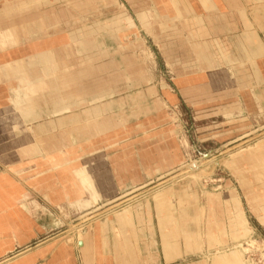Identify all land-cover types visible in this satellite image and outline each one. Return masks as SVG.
Listing matches in <instances>:
<instances>
[{
    "label": "rangeland",
    "instance_id": "obj_1",
    "mask_svg": "<svg viewBox=\"0 0 264 264\" xmlns=\"http://www.w3.org/2000/svg\"><path fill=\"white\" fill-rule=\"evenodd\" d=\"M122 9L128 15V19H125L127 24L123 28H107L106 25H102L103 29L100 30L90 28L91 25L84 28L86 32L83 34L88 35L83 40L84 43L93 42L92 33L97 43L94 46L90 45L88 50L81 44L82 42L70 41L69 38L65 40L69 33L81 29L79 25L77 28V25L64 26L55 22L56 24L49 28L44 26L39 28L35 34L22 32L18 36L13 35V40L1 39L3 36L1 32L3 33L5 28L2 29L0 26V65H3L2 70L9 74L8 78L0 76V124L4 106L10 105L16 115L19 114L12 118L16 123L15 146L5 151L3 155L0 151V179L11 189L7 191L4 186H0V264H13L24 257L39 258L38 264H46L52 257L55 258L60 245L68 243L77 247L78 239H83L84 231L93 222L100 221L99 217L130 205V209L141 211L150 207L156 208L154 200L158 202L157 197L160 198L159 206L165 214L162 217L165 226L168 224L167 214L171 211L178 212L180 247L191 253V256L181 260V263L199 262L206 259V256L215 257L224 251L239 249L242 253L241 259L253 258L254 263L264 264V227L259 225L251 212L258 209L260 204H264V148L257 151L254 144L261 140L264 145V129L257 130L264 125V121L255 122L258 125L253 131L250 130L253 132L250 135L228 136L223 141L208 138L209 140L205 142L202 133L196 132L194 118L188 115L187 110L180 115L176 107L169 103L163 104L164 109L160 111V116L168 117L163 126L170 128L172 125L176 130L175 137L178 136L180 144L178 154L180 160L173 168H165L159 175L149 179L147 184L134 186L125 191L129 193L136 189L137 192L127 194L122 200L111 202L101 208L98 207L99 204L92 205L93 203L89 207L81 208V201L70 202L67 207L51 206V203L42 196L43 193L35 190L37 189L35 185L34 189H28L29 182L36 185L44 181L48 185L50 181L60 182L61 171L65 172L62 180L70 184L75 180L76 167L80 168L84 162L92 161L93 155L94 158H97V155L101 156L100 160L104 161L105 154L112 156L111 152L123 150V146L133 144L139 147L142 144L143 133L147 134L148 130L154 129L157 125V122L153 121L156 118L146 121L139 120L140 116H157V99H162L163 95V99L167 100L170 94L175 93L167 84L165 86L168 88L161 89V94L154 87L157 81H170L172 73L168 68L161 66L162 62L157 56L154 41L145 39L147 31L140 28L135 17L132 19L133 14H129L123 5ZM20 11L19 16L23 12L22 9ZM3 16L6 18L8 15L5 12ZM107 16L108 13L105 11L95 20L105 22ZM27 20L28 18H19L12 27L26 28L27 25H22L23 23L19 25V22ZM149 28L147 36L154 40L153 31ZM114 32L119 34L118 39L111 36ZM77 34L83 36L80 31H77ZM14 37L17 38L14 40ZM33 42L43 44H38L36 49H31L32 51L26 50ZM24 49L26 53H31L28 55L30 59L43 50L52 57L60 58L58 67L47 75L43 73V76H46L43 83L46 85L49 80H56L61 86L60 92H72L73 96L68 100L78 101L72 111L69 109L56 112L55 110L61 106L52 101L51 95L47 96V92L41 91L48 88L45 87L38 92L34 90L32 95L33 92L29 91L22 80L24 73L14 77L11 65L18 67L16 60L29 58L24 56L25 53L22 51ZM126 65L127 71H124ZM91 68L95 70L92 72L89 70ZM140 68H144L142 73L139 72ZM71 73H76L77 82L69 80ZM64 77H68V83H64ZM43 94H46V97ZM27 97H31L30 100L33 99L36 103L32 106L34 116H27L19 110L20 104L23 103L22 107L27 108L28 103H20ZM72 101L67 102L70 104ZM73 113L77 116H72L74 119L70 121L69 116ZM141 130L144 132L141 133ZM219 148L222 153L220 151L215 156L227 160V163L222 166L209 164L202 177L200 175L194 178L188 175L189 172L184 171L187 169L183 165L199 160L203 153ZM241 149L244 150L238 153ZM78 175L80 176V173ZM140 187L142 188L139 189ZM231 190H235L234 194L240 197L243 206L242 217L252 228L247 236H239L240 234L234 230L235 217L230 209V200L233 197ZM252 203L255 207L250 210L248 207ZM260 213L264 214V209ZM174 220L176 221V217ZM76 229H79L78 232ZM251 239L255 241L254 249L249 247L248 241ZM257 242L261 246L256 245ZM246 246L250 250H244Z\"/></svg>",
    "mask_w": 264,
    "mask_h": 264
},
{
    "label": "crops",
    "instance_id": "obj_2",
    "mask_svg": "<svg viewBox=\"0 0 264 264\" xmlns=\"http://www.w3.org/2000/svg\"><path fill=\"white\" fill-rule=\"evenodd\" d=\"M122 5L129 14H133L132 19L135 17L147 35L148 27L153 31L154 40L147 35L145 39L154 41L161 66L172 73L170 81H157L154 87L161 94L160 90L168 88L165 86L167 84L175 93L170 94L167 100L163 99V95L162 99H157V116H140L139 120L146 121L156 118L153 121L157 125L147 134L141 130L144 133L139 147L133 144L123 146V150L111 152L112 156L103 154L104 161L100 160L101 156L94 158L93 155L92 161L76 167L75 180L70 184L62 180L65 176L62 171L59 173L60 182L50 181L49 185L45 181L37 185L33 183L37 187L35 190L41 191L51 206L67 207L70 202L81 201L80 207L85 208L82 201L90 198V195L84 190L80 180L82 177L78 175L85 163L97 186L100 195L97 204L100 208L137 192L136 189L129 193L125 191L147 184L149 179L165 168L178 164L180 144L173 126H163L168 121L167 116H160L163 104L176 107L180 115L187 110L188 115L194 118L196 132L202 133L205 142L211 138L223 141L228 136L250 135L258 125L255 122L264 121V0H0V26L5 28L1 32V39L13 40V35L18 36L22 32L34 34L39 28H49L58 22L64 26L77 25V28L79 25L81 29L69 33L65 40L69 38L70 41L82 42L88 50L90 45L97 43L94 33L91 34L93 42L84 43L88 36L83 34L86 32L84 28L88 25L98 30L103 29L102 25L123 28L128 15ZM21 9L23 12L19 16ZM105 11L108 13L107 21H96L95 18ZM5 12L8 15L6 18L3 16ZM19 18H28L25 22H19V25H27L26 28L11 27ZM77 31L83 36H79ZM111 36L118 39L119 34L114 32ZM22 51L24 56L31 54H26L25 49ZM126 67L124 71H127ZM89 70L93 72L95 69ZM143 71L144 68H140L139 72ZM72 96V93L67 95L65 102L72 101L68 100ZM259 129H264V125ZM261 142L254 143L257 151L264 148ZM0 186L10 190L1 179ZM157 198L158 202L154 200L156 208L141 211L130 209V205L99 217L100 221L93 222L84 231L83 242L78 239L77 247L68 243L60 245L55 258L52 257L46 264H242L241 260L246 264H258L253 262V258H240L233 262L226 257L229 252L223 256L222 253L221 256H204L206 259L199 262L181 263L191 253L180 247L178 212L167 214L168 224L165 226L162 221L165 214L159 206L160 198ZM230 202L231 214L235 217V232L239 236L244 232L249 234L251 230L242 217L240 197L234 195ZM252 206L253 203L248 208L251 210ZM256 209L251 212L259 225L264 227V214L260 213L264 204ZM39 262V258L24 257L13 264Z\"/></svg>",
    "mask_w": 264,
    "mask_h": 264
},
{
    "label": "bare ground",
    "instance_id": "obj_3",
    "mask_svg": "<svg viewBox=\"0 0 264 264\" xmlns=\"http://www.w3.org/2000/svg\"><path fill=\"white\" fill-rule=\"evenodd\" d=\"M246 8V7H245ZM153 9V8H152ZM245 13V12H244ZM248 14V13H247ZM42 18V17H41ZM41 20V19H40ZM248 21V20H247ZM42 22V21H40ZM29 24V23H28ZM43 24V23H42ZM55 24V23H54ZM37 25V24H36ZM35 25V27H36ZM60 25V24H59ZM15 26V25H14ZM29 26V25H28ZM12 27V26H11ZM30 27V26H29ZM54 28V27H53ZM35 32V31H33ZM38 33V32H37ZM36 33V34H37ZM47 33V32H46ZM6 34V33H5ZM35 34V33H34ZM52 35V34H51ZM11 38V37H10ZM17 42V40H16ZM39 45H42L43 43H39V42H33L31 43L30 46L26 47V50L30 51L32 48L33 50L37 48V46ZM67 45V44H66ZM11 46V45H10ZM4 48V47H3ZM6 48V47H5ZM39 48V47H38ZM56 50V49H55ZM32 51V50H31ZM51 52V51H50ZM66 52V51H65ZM247 52V51H246ZM29 53V52H28ZM52 53V52H51ZM68 52H66L67 54ZM27 54V53H26ZM54 54V53H53ZM35 55V54H34ZM60 55V54H59ZM73 56V54H72ZM29 57V56H28ZM60 58L59 57H52L50 53H48L47 51L43 50L41 52L38 53V55H36V57L34 56V58L30 59V57L27 59L25 57V59H18L16 60L15 62L17 63L18 67L16 65H11L10 69H11V72L12 74L14 75V77H16V75H20L24 73V77H23V82H25L24 84L27 85V87L29 88V91L31 90V92H33L34 90H41V89H44L45 87L48 88L46 91L45 90H41L43 91L44 93L47 92V96H52V101L58 105H60L61 107H59V109L55 110L56 112H59V111H65V110H69L70 108L74 107L75 105H71V104H65L63 102H65L66 100V96L70 93H66V92H60V85L58 84V81H54V80H49V83H47L45 85L44 82V76H43V73L46 75L48 73H51L56 67H58V62H59ZM64 61V59H63ZM66 61V60H65ZM25 62L27 64H25ZM210 62V61H209ZM12 64V63H11ZM14 64V63H13ZM68 64V63H67ZM66 64V65H67ZM72 64V63H71ZM63 66V65H62ZM22 67H25L24 69ZM68 68V67H67ZM3 69V65H0V70ZM25 70V71H24ZM27 70V71H26ZM64 70V69H63ZM67 70V69H66ZM74 70V69H73ZM99 70V69H98ZM71 71V70H70ZM55 72V71H54ZM67 72V71H66ZM56 73V72H55ZM60 73V72H59ZM68 73V72H67ZM57 74V73H56ZM55 75V74H54ZM0 76H3V77H6L8 78L9 77V74L8 72L2 70V72L0 71ZM145 76V75H144ZM13 77V78H14ZM18 77V76H17ZM46 77V76H45ZM143 77V76H142ZM48 78V77H47ZM138 78V77H137ZM135 78V79H137ZM49 79V78H48ZM53 79L54 76H53ZM80 79V78H79ZM85 79V78H84ZM71 82L74 81V82H77L78 80V77L76 75V73H71L70 74V79H69ZM46 81V80H45ZM1 82V81H0ZM68 83V77H64V83ZM4 83V82H3ZM61 84V83H60ZM74 84V83H73ZM76 84V83H75ZM109 84V83H108ZM65 87H68V86H65ZM102 87V86H101ZM111 87V86H110ZM109 87V88H110ZM99 88V87H98ZM103 88V87H102ZM101 88V89H102ZM22 89V88H21ZM40 91V92H41ZM68 91V90H67ZM74 92V91H73ZM21 93V92H20ZM19 93V95H20ZM27 93V91L25 92ZM24 93V94H25ZM72 93V92H71ZM22 94V93H21ZM29 94V93H28ZM27 94V95H28ZM32 95L34 94L31 93ZM26 95V94H25ZM44 95V94H43ZM24 97V96H23ZM22 97V98H23ZM43 97V96H42ZM44 97H46V94L44 95ZM31 97H27V101H22L20 103H23V102H26L28 103L27 105V108L25 109V107H22L24 105L23 104H20V112L22 113H25L27 116H32L33 114V109H32V106L33 104L35 103V101L32 99L30 100ZM47 99V98H46ZM12 100V99H11ZM19 100V99H17ZM59 101V103H57V101ZM17 102V101H16ZM36 104V103H35ZM109 104V103H108ZM110 105V104H109ZM57 106V105H56ZM141 106V105H140ZM95 108H98V107H95ZM37 112V111H36ZM49 112V111H48ZM51 114V113H50ZM15 116H19V114L16 115V112L15 110H13V108L9 105V106H4L2 108V112H1V118H2V123L0 124V151L2 152V155L5 153V151L11 149L13 146H15V140H14V136L16 135L15 134V129H16V123L15 121H13V117ZM34 116V115H33ZM36 116V115H35ZM63 116V115H62ZM65 116V115H64ZM63 116V117H64ZM68 116V115H67ZM72 116H77L76 113L74 114H71L69 116V119L70 121H72L74 118H72ZM147 116V115H146ZM60 123V122H59ZM75 123V122H73ZM61 124V123H60ZM62 125V124H61ZM148 125V124H147ZM146 125V126H147ZM258 135V134H257ZM257 135H254V136H257ZM253 137V136H252ZM250 137V138H252ZM259 137V136H258ZM261 137V136H260ZM253 139V138H252ZM259 140V139H258ZM258 142V141H257ZM248 143V141H247ZM241 145V144H240ZM239 145V146H240ZM252 145V144H251ZM38 146V144H37ZM36 146V147H37ZM226 146V145H225ZM242 146V145H241ZM246 146V145H245ZM263 146V145H262ZM39 147V146H38ZM160 147V146H159ZM224 147V146H223ZM238 147V146H237ZM259 147V146H258ZM261 147V146H260ZM34 148H35V145H34ZM155 148V147H154ZM222 148V147H221ZM221 148L219 149H215V150H210L206 153H203L201 158L199 160H193L191 163H187L185 165H183V167L187 170H184V171H187L189 172L188 175H190L191 177L193 176L194 178L195 177H199L201 175L202 177V174L205 173V171L207 170V167L209 166V164H214V165H218V166H222L223 164L227 163L228 161L223 159V158H220V157H216L215 154L216 153H220L221 151ZM232 148V147H231ZM242 148V147H241ZM236 149V148H235ZM36 150V149H35ZM227 150V149H226ZM19 151V150H18ZM23 151V150H22ZM25 151V150H24ZM148 151V150H147ZM224 151V150H223ZM229 151V150H227ZM231 151V150H230ZM234 151V150H233ZM237 151V150H236ZM21 152V151H20ZM29 152V151H28ZM225 152V151H224ZM222 153V151H221ZM158 154V153H157ZM225 154V153H224ZM231 154V153H230ZM34 155V154H33ZM220 156V155H218ZM222 156V155H221ZM226 156V155H224ZM31 158V157H29ZM152 158V157H151ZM1 159V157H0ZM166 161V160H165ZM158 162V161H157ZM156 162V163H157ZM155 163V162H154ZM33 164V163H32ZM166 164V163H165ZM170 164V163H169ZM168 165V164H167ZM171 166V165H170ZM214 167V166H212ZM211 167V168H212ZM164 168V167H163ZM215 170V169H214ZM210 171V170H209ZM17 172V170H16ZM44 173V172H43ZM210 172H206V174H209ZM186 174V173H184ZM1 175V174H0ZM3 175H6V174H3ZM175 175V174H174ZM1 177H5V176H1ZM37 177V176H36ZM82 177L81 179V182L83 183V188L84 190H86L89 195H90V198H87L85 200L82 201V207H87L89 205H91L92 203L93 204H97L98 199H99V193L97 191V186L95 184V182L92 180V178L90 177L88 171H87V167H86V163L84 164V167L82 168V170H80V178ZM188 177V176H187ZM11 178V177H9ZM178 178V177H177ZM12 179V178H11ZM176 179V178H175ZM8 180V179H7ZM173 180V178L171 179ZM179 180V179H178ZM197 180V179H196ZM6 181V180H5ZM15 182V181H14ZM12 182V183H14ZM172 182V181H171ZM9 183V182H8ZM187 183V182H186ZM18 184V183H17ZM8 186V185H7ZM159 186V185H158ZM29 189H34V184L30 182L29 184ZM18 188V187H17ZM22 188V187H21ZM214 188V187H213ZM2 190V189H1ZM11 190V189H10ZM3 192V191H2ZM231 194L234 196V190H231L230 191ZM1 193V192H0ZM86 193V192H85ZM150 193V192H149ZM4 195V194H3ZM6 195V193H5ZM4 197H7V196H4ZM101 198V197H100ZM6 199V198H5ZM10 200V199H9ZM130 200V199H128ZM127 201V200H126ZM7 202V201H6ZM234 206V205H233ZM240 206L241 208L243 207L242 206V201L240 199ZM116 207V206H115ZM236 207V206H234ZM253 207V206H252ZM255 207V206H254ZM234 209V208H233ZM238 210V209H237ZM116 211V210H115ZM111 213V212H110ZM101 214V213H100ZM85 214H83L84 216ZM82 216V217H83ZM91 217V216H90ZM82 219V218H81ZM89 219V218H88ZM85 220V219H84ZM90 221V220H89ZM93 221V220H92ZM75 222V221H74ZM82 222V221H81ZM80 222V224H82ZM84 223V222H83ZM89 223V222H88ZM73 224V223H72ZM91 224V223H89ZM210 224V223H209ZM71 225V223L69 224V226ZM85 225V224H84ZM83 226V225H82ZM222 226V225H221ZM250 226V225H249ZM247 229V228H245ZM72 230V229H71ZM75 230V229H74ZM77 230V229H76ZM79 230V229H78ZM77 230V232H78ZM210 230V229H209ZM252 230L251 227H249V231ZM83 231V230H82ZM79 234V233H78ZM77 234V236H78ZM81 234H79L80 236ZM248 235V232H244L241 234V236H247ZM251 235V234H250ZM78 236V238H80ZM238 236V235H237ZM188 237V236H187ZM11 240V239H10ZM254 239H251L249 240V247L253 248L254 249V242L253 241ZM80 241L83 242V239L80 238ZM246 241V240H245ZM12 242V241H11ZM264 242V241H263ZM246 243V242H245ZM240 244V243H239ZM238 244V245H239ZM9 245V243H8ZM241 245V244H240ZM256 245H260L258 242ZM261 246V245H260ZM259 246V247H260ZM2 247V246H1ZM5 248H6V245H5ZM4 248V249H5ZM262 248V247H261ZM3 249V250H4ZM250 250L249 248H244V250ZM219 250V249H218ZM257 250V249H256ZM261 250V249H260ZM14 251V250H13ZM16 251V250H15ZM216 251V250H215ZM222 251V250H221ZM217 252V251H216ZM227 252L228 253V256H226L228 259H230L231 261L235 262L236 260L239 261L240 257L242 256V253L241 251L238 249L236 250H231V251H224V253H220L222 256L225 255ZM243 252V251H242ZM11 253V252H10ZM219 255V256H221ZM19 257V255H17ZM14 258V257H13ZM11 259V258H10ZM252 260V259H251ZM18 262V261H17ZM226 262V261H225ZM242 264H246L244 261H242ZM13 263V262H12ZM231 264V263H230ZM248 264H251V263H248Z\"/></svg>",
    "mask_w": 264,
    "mask_h": 264
}]
</instances>
